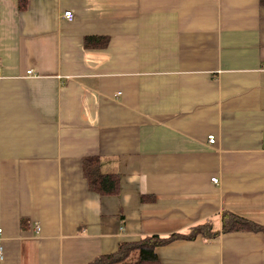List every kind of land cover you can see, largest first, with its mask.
<instances>
[{
  "label": "crops",
  "instance_id": "0c3cea01",
  "mask_svg": "<svg viewBox=\"0 0 264 264\" xmlns=\"http://www.w3.org/2000/svg\"><path fill=\"white\" fill-rule=\"evenodd\" d=\"M22 1L0 0V264L205 224L217 239L161 264H264V234L222 233L225 214L264 226V0ZM92 158L119 195L91 191Z\"/></svg>",
  "mask_w": 264,
  "mask_h": 264
},
{
  "label": "trees",
  "instance_id": "16d2710c",
  "mask_svg": "<svg viewBox=\"0 0 264 264\" xmlns=\"http://www.w3.org/2000/svg\"><path fill=\"white\" fill-rule=\"evenodd\" d=\"M27 0L22 1L21 10H24ZM107 39H87L86 45L96 47L95 44L105 47ZM100 161L96 158L88 159L85 164V175L89 181L90 189L100 196H116L120 194L121 181L119 176L101 175ZM222 233H255L264 234V226L250 220L231 214L223 216ZM220 233L214 232L212 225L205 224L192 229L186 234H175L168 238L154 236L138 242L123 243L116 253L102 256L92 264H161L156 253L157 248L179 241H194L199 237L207 240L217 239Z\"/></svg>",
  "mask_w": 264,
  "mask_h": 264
},
{
  "label": "built area",
  "instance_id": "2783aa9c",
  "mask_svg": "<svg viewBox=\"0 0 264 264\" xmlns=\"http://www.w3.org/2000/svg\"><path fill=\"white\" fill-rule=\"evenodd\" d=\"M64 18L67 19L69 22H72L74 20L73 13L72 12H66L64 14ZM28 75L29 76H33V73L32 72H28ZM208 142H209L210 145H215L216 144V137L215 136L209 137L208 138ZM211 181H212V183L214 185H218L219 184L218 178H213ZM36 231L40 232V227L38 225H36ZM1 236H2V230L0 229V263L3 260V257H4V249H3V246H2V242H1Z\"/></svg>",
  "mask_w": 264,
  "mask_h": 264
}]
</instances>
